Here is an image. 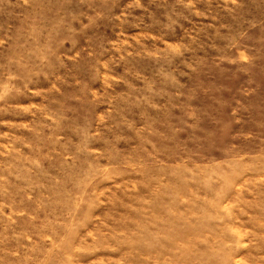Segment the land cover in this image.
Returning a JSON list of instances; mask_svg holds the SVG:
<instances>
[{
  "label": "rangeland",
  "instance_id": "rangeland-1",
  "mask_svg": "<svg viewBox=\"0 0 264 264\" xmlns=\"http://www.w3.org/2000/svg\"><path fill=\"white\" fill-rule=\"evenodd\" d=\"M0 264H264V0H0Z\"/></svg>",
  "mask_w": 264,
  "mask_h": 264
}]
</instances>
